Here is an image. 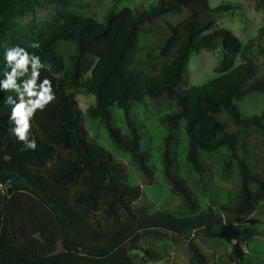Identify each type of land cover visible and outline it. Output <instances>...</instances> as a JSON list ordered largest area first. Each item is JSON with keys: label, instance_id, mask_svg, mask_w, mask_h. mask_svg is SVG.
Segmentation results:
<instances>
[{"label": "trees", "instance_id": "trees-1", "mask_svg": "<svg viewBox=\"0 0 264 264\" xmlns=\"http://www.w3.org/2000/svg\"><path fill=\"white\" fill-rule=\"evenodd\" d=\"M45 4L58 6L48 22H19ZM71 4L0 0V77L5 49L26 48L40 56V80L51 81L56 97L32 118L29 138L37 147L24 151L10 134L6 99L15 93L0 90V264H146L162 259L154 241L175 236L186 241L187 264H211L197 238L257 243L236 249L235 260L264 264V226L243 222L264 203V115L242 117L235 103L264 92V74L255 76L250 58L264 26L243 46L215 25L217 14L235 9L230 4L157 0L147 9L110 12L102 22L68 11ZM34 42L39 49L30 47ZM62 42L66 57L58 50ZM219 47L222 73L201 86L179 87L188 56ZM237 55L243 60L234 66ZM80 88L95 98L85 115L74 100ZM162 96L175 101L177 111L165 119L184 121L186 145L183 157L165 153L164 173L179 203L153 210L140 203L142 188L129 183L120 161L89 139L85 119L102 121L115 150L149 178L128 106ZM113 107L123 109L127 134L113 123ZM223 148L213 168L209 156ZM233 174L232 191L206 186ZM133 251L141 252L138 261Z\"/></svg>", "mask_w": 264, "mask_h": 264}, {"label": "rangeland", "instance_id": "rangeland-1", "mask_svg": "<svg viewBox=\"0 0 264 264\" xmlns=\"http://www.w3.org/2000/svg\"><path fill=\"white\" fill-rule=\"evenodd\" d=\"M208 1L211 8H216L220 4L235 6L234 10L217 14L215 25L230 30L238 37L243 46L257 34L260 27L264 26V2H259V0ZM156 2L157 0H72V4L68 6L67 10L75 14L91 16L102 22L110 12L120 11L124 7L147 9ZM57 7L56 5L45 4L34 13L22 16L19 22L22 25H38L48 22ZM62 44L64 42L58 44V50L66 57V53H63L60 48ZM222 57V47L216 50L202 49L191 53L186 60L185 73L179 87L201 86L219 76L223 71ZM250 58L258 67L255 76L264 74V37L258 41L250 54ZM242 60L240 55L235 56L233 59L234 66L240 64ZM74 100L76 108L82 115H85L88 108L95 104L94 96L83 88L74 91ZM235 103L242 117L264 115V92L246 94ZM111 111L115 126L122 133L127 134L123 109L113 107ZM176 111L175 101L165 96L156 99L146 98L140 104L131 103L128 106V117L140 134L137 152L144 164L150 168V171L147 170L150 179L128 163L125 153L115 150L110 143L102 121L85 119L89 139L108 149L114 158L120 161L124 172L128 175L129 183L139 185L142 188L140 203L150 205L153 210H169L177 206L180 201L164 173L165 153L170 159L174 155L173 151H176L179 157L184 156L183 150L186 145L184 121L179 119L178 123L174 125L165 119L167 114ZM241 132L243 134L244 130L242 129ZM226 152V149L223 148L218 153L209 156L213 168L217 169L218 163ZM235 183L236 178L233 174L226 181L218 184H207L206 186L212 188L214 192L221 188L232 191L235 188ZM243 222L264 226V203ZM175 240L154 241V247L162 255V259L146 264H187L186 241L177 236H175ZM196 244L207 253L211 264H237L235 260L236 249L246 252L259 246V244L252 242H228L221 239L206 238H197ZM131 254L135 261H138L139 257L142 256L140 251H133Z\"/></svg>", "mask_w": 264, "mask_h": 264}, {"label": "clouds", "instance_id": "clouds-1", "mask_svg": "<svg viewBox=\"0 0 264 264\" xmlns=\"http://www.w3.org/2000/svg\"><path fill=\"white\" fill-rule=\"evenodd\" d=\"M30 47L39 49L40 44L34 42ZM3 59L6 70L0 77V90L15 93V97L9 95L6 99V104L11 106L10 134L23 142L22 150L35 151L36 140L29 138L31 120L37 110L43 111L55 100L52 83L48 78L40 80L45 65L35 52L20 46L9 47L5 49Z\"/></svg>", "mask_w": 264, "mask_h": 264}]
</instances>
